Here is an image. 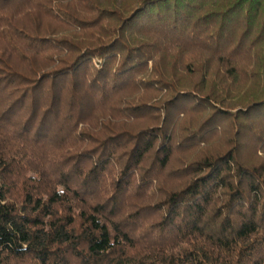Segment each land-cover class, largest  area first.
Returning <instances> with one entry per match:
<instances>
[{
    "label": "trees",
    "instance_id": "obj_1",
    "mask_svg": "<svg viewBox=\"0 0 264 264\" xmlns=\"http://www.w3.org/2000/svg\"><path fill=\"white\" fill-rule=\"evenodd\" d=\"M0 264H264V0H0Z\"/></svg>",
    "mask_w": 264,
    "mask_h": 264
}]
</instances>
